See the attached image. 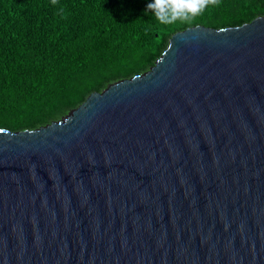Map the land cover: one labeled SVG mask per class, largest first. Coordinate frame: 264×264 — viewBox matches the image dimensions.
Masks as SVG:
<instances>
[{
    "label": "water",
    "instance_id": "water-1",
    "mask_svg": "<svg viewBox=\"0 0 264 264\" xmlns=\"http://www.w3.org/2000/svg\"><path fill=\"white\" fill-rule=\"evenodd\" d=\"M0 264H264V14L0 127Z\"/></svg>",
    "mask_w": 264,
    "mask_h": 264
},
{
    "label": "trees",
    "instance_id": "trees-1",
    "mask_svg": "<svg viewBox=\"0 0 264 264\" xmlns=\"http://www.w3.org/2000/svg\"><path fill=\"white\" fill-rule=\"evenodd\" d=\"M150 2L0 0V127L33 129L59 119L90 92L148 69L178 30L264 14V0H220L192 23L165 26Z\"/></svg>",
    "mask_w": 264,
    "mask_h": 264
},
{
    "label": "clouds",
    "instance_id": "clouds-1",
    "mask_svg": "<svg viewBox=\"0 0 264 264\" xmlns=\"http://www.w3.org/2000/svg\"><path fill=\"white\" fill-rule=\"evenodd\" d=\"M52 5H58L59 0H51ZM220 0H151L146 5L151 10L155 20L160 25H173L176 23H192L197 17L203 15L210 8L219 6ZM61 16L67 12L60 6ZM225 31V29H220Z\"/></svg>",
    "mask_w": 264,
    "mask_h": 264
}]
</instances>
